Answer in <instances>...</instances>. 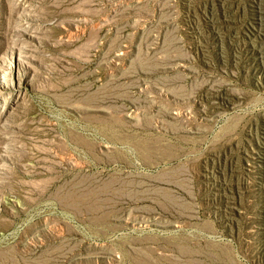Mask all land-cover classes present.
<instances>
[{
    "label": "rangeland",
    "instance_id": "obj_1",
    "mask_svg": "<svg viewBox=\"0 0 264 264\" xmlns=\"http://www.w3.org/2000/svg\"><path fill=\"white\" fill-rule=\"evenodd\" d=\"M0 264H264V0H0Z\"/></svg>",
    "mask_w": 264,
    "mask_h": 264
}]
</instances>
